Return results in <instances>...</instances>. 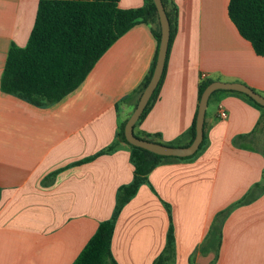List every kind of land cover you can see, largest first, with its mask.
Wrapping results in <instances>:
<instances>
[{
    "label": "crops",
    "instance_id": "1",
    "mask_svg": "<svg viewBox=\"0 0 264 264\" xmlns=\"http://www.w3.org/2000/svg\"><path fill=\"white\" fill-rule=\"evenodd\" d=\"M39 0H0V82L9 49L24 48ZM229 0H171L175 32L158 96L136 137L184 147L202 81L240 83L264 97V57L227 15ZM144 0H119L120 9ZM135 25L58 103L35 107L0 90V264H72L118 191L133 178L119 138L157 43ZM224 118H219V111ZM242 95H211L203 145L188 160L156 166L114 219L115 264H264V125ZM220 229V237L213 232Z\"/></svg>",
    "mask_w": 264,
    "mask_h": 264
},
{
    "label": "trees",
    "instance_id": "2",
    "mask_svg": "<svg viewBox=\"0 0 264 264\" xmlns=\"http://www.w3.org/2000/svg\"><path fill=\"white\" fill-rule=\"evenodd\" d=\"M119 0H39L36 17L27 44L24 48L14 45L8 51L0 90L35 107H46L61 101L75 91L85 80L99 58L127 31L140 23L153 24L151 32L157 48L149 72L135 91L140 95L152 75L158 51L160 28L156 8L152 0L136 9H120ZM170 26L167 54L172 42L177 11L171 0H161ZM227 15L241 38L247 41L256 56L264 57V0H229ZM167 58V56H166ZM166 65V60H165ZM165 65L159 83L148 101L139 124L156 100L165 73ZM211 81H202L197 89V108L203 90ZM218 92L216 91L212 95ZM242 95L261 111L259 125H264V107ZM197 108L187 131L189 145L195 135ZM124 124L119 138L130 148L133 178L129 185L118 191L115 213L110 220L101 222L72 264H115L110 254V242L114 219L119 209L135 194L147 175L163 160H188L186 158L162 157L129 145L124 138ZM137 137V136H136ZM158 134H145L142 140L161 144ZM163 145V144H162ZM166 146L180 147L176 144ZM220 237V229L213 226ZM171 234L162 255L153 264H164L171 256Z\"/></svg>",
    "mask_w": 264,
    "mask_h": 264
},
{
    "label": "water",
    "instance_id": "3",
    "mask_svg": "<svg viewBox=\"0 0 264 264\" xmlns=\"http://www.w3.org/2000/svg\"><path fill=\"white\" fill-rule=\"evenodd\" d=\"M152 2L156 8L158 23L160 28V39H159L157 56H156V62L148 84L140 94L134 110L132 111L131 115L125 122L124 130H123L124 138L129 145L146 150L158 156L171 157V158H186L194 155L198 151L199 146L202 143L205 111L208 100L214 92L216 91L237 92L249 97L251 100H253L256 104H258L261 107H264V97L255 93L249 87L240 83H223V82L213 81L203 90L201 94L197 108L195 135L192 142L189 145L184 147H172V146H166L158 143L149 142L135 137L133 134V128L135 124L138 122L141 114L143 113L148 101L150 100L162 76V72L164 69L165 60L167 56L169 37H170V26L161 0H152Z\"/></svg>",
    "mask_w": 264,
    "mask_h": 264
},
{
    "label": "built area",
    "instance_id": "4",
    "mask_svg": "<svg viewBox=\"0 0 264 264\" xmlns=\"http://www.w3.org/2000/svg\"><path fill=\"white\" fill-rule=\"evenodd\" d=\"M224 116H225L224 112L220 110L219 114H218V117L219 118H224Z\"/></svg>",
    "mask_w": 264,
    "mask_h": 264
}]
</instances>
